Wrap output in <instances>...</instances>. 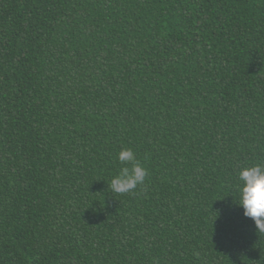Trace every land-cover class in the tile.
Listing matches in <instances>:
<instances>
[{
	"label": "trees",
	"instance_id": "16d2710c",
	"mask_svg": "<svg viewBox=\"0 0 264 264\" xmlns=\"http://www.w3.org/2000/svg\"><path fill=\"white\" fill-rule=\"evenodd\" d=\"M256 163L264 0H0V264H264Z\"/></svg>",
	"mask_w": 264,
	"mask_h": 264
},
{
	"label": "clouds",
	"instance_id": "9594fccd",
	"mask_svg": "<svg viewBox=\"0 0 264 264\" xmlns=\"http://www.w3.org/2000/svg\"><path fill=\"white\" fill-rule=\"evenodd\" d=\"M117 158L124 166L112 176L109 189L116 194H125L143 185L149 170L135 151L130 147L122 148ZM238 181L236 204L243 208L245 217L254 221L258 233H264V164L242 166Z\"/></svg>",
	"mask_w": 264,
	"mask_h": 264
}]
</instances>
